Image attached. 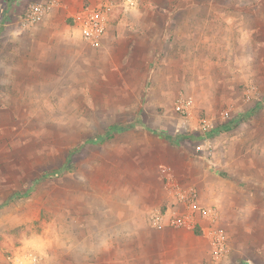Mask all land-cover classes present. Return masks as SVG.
Listing matches in <instances>:
<instances>
[{
  "label": "rangeland",
  "instance_id": "374dc122",
  "mask_svg": "<svg viewBox=\"0 0 264 264\" xmlns=\"http://www.w3.org/2000/svg\"><path fill=\"white\" fill-rule=\"evenodd\" d=\"M51 1L57 5L43 23L20 28L26 6ZM86 6L107 16L99 47L70 22ZM249 30L248 83L257 95L246 117L244 83L237 101L235 92L219 96L205 83L212 69L203 58L240 53ZM261 42L264 0H136L133 7L0 0V264L26 257L30 264H199L209 257L199 229L150 225L168 199L161 166L182 182L186 158L198 155V133L179 128L175 102L192 96L196 114L233 107L246 120L259 118ZM234 197L262 201L247 221L221 219L233 250L228 264H264V189H238Z\"/></svg>",
  "mask_w": 264,
  "mask_h": 264
},
{
  "label": "crops",
  "instance_id": "0c3cea01",
  "mask_svg": "<svg viewBox=\"0 0 264 264\" xmlns=\"http://www.w3.org/2000/svg\"><path fill=\"white\" fill-rule=\"evenodd\" d=\"M251 32L252 30H249V35L245 32L242 42L246 47L239 50L240 53L234 55L226 53L213 60L203 58L204 68L212 69L211 72L207 71L205 83L212 82L219 96H222L225 90L235 92L236 95H233L235 99L232 100L237 101L239 86L242 83H244V89L252 86L248 83L254 65ZM261 44L264 45V42ZM202 48L206 49L209 46L204 43ZM246 101L243 104L249 109V112H246L247 117L255 109L249 103L252 100ZM236 103L239 104V102ZM262 112L259 118L249 117L247 120L244 115L240 114L238 116L240 122L234 128L217 136L210 158L198 154L190 158V163L189 158H186V165L179 174L182 182L191 183L197 187L199 199L203 204L216 206L220 223L221 219L227 220L228 218L235 222L247 221L250 213H256L253 209L254 202L262 201L251 197L242 202L234 197L238 189H264V109ZM208 252L209 257L205 258L203 255L201 261L205 259L207 263L217 264L212 259L210 249ZM232 257L233 250L230 260L233 259ZM182 264L186 263L182 262Z\"/></svg>",
  "mask_w": 264,
  "mask_h": 264
},
{
  "label": "built area",
  "instance_id": "2783aa9c",
  "mask_svg": "<svg viewBox=\"0 0 264 264\" xmlns=\"http://www.w3.org/2000/svg\"><path fill=\"white\" fill-rule=\"evenodd\" d=\"M125 4L133 7L136 0H125ZM56 5V1L30 3L20 13V28L27 30L43 23ZM71 19L86 43L94 47L101 46L107 31V16L101 10L86 6L72 14ZM246 94L247 99H255L257 88L249 86ZM175 111L181 130L198 133L196 151L205 158L212 156L221 128L231 126L232 129L240 122L233 107H223L214 113L196 114V102L192 96L177 99ZM160 175L168 199L161 208L151 213V227L199 229L208 242L212 259L217 264H228L232 247L228 232L219 222L216 206L203 204L197 187L178 181L170 167L161 166Z\"/></svg>",
  "mask_w": 264,
  "mask_h": 264
},
{
  "label": "bare ground",
  "instance_id": "6f19581e",
  "mask_svg": "<svg viewBox=\"0 0 264 264\" xmlns=\"http://www.w3.org/2000/svg\"><path fill=\"white\" fill-rule=\"evenodd\" d=\"M39 242H40V241H37V240L32 241V243H34L35 245H38ZM40 245H42V244H40ZM24 258H25V257H24ZM24 263H25V264H30V257H26V258L24 259Z\"/></svg>",
  "mask_w": 264,
  "mask_h": 264
},
{
  "label": "trees",
  "instance_id": "16d2710c",
  "mask_svg": "<svg viewBox=\"0 0 264 264\" xmlns=\"http://www.w3.org/2000/svg\"><path fill=\"white\" fill-rule=\"evenodd\" d=\"M231 129V126H224L223 128H221V131H227ZM189 134H183V136H188ZM191 136V135H190ZM24 193H19V196L23 195Z\"/></svg>",
  "mask_w": 264,
  "mask_h": 264
}]
</instances>
